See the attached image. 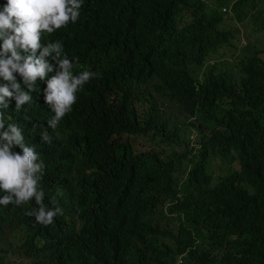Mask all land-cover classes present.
Instances as JSON below:
<instances>
[{"label":"clouds","instance_id":"1","mask_svg":"<svg viewBox=\"0 0 264 264\" xmlns=\"http://www.w3.org/2000/svg\"><path fill=\"white\" fill-rule=\"evenodd\" d=\"M92 1L0 0V264H128L132 246L153 250L155 233L178 229L184 217L181 196L142 187L159 158L181 154L183 180L207 195L240 169L203 149L202 112L174 107L162 79L166 50L158 69L136 63L134 79L126 70L128 47L151 30L164 0ZM222 11L225 32L240 30L235 58L246 50L260 59L248 73L235 68L219 77L230 80L222 108H264V41L249 25L232 27V8ZM255 21L264 30V16ZM233 46L210 52L191 81L202 84L208 65L229 63ZM143 121L157 133H135ZM253 126L264 134V114ZM180 134L188 149L171 144ZM138 140L154 146L137 152ZM256 156L264 171V151ZM256 215L240 222L246 236Z\"/></svg>","mask_w":264,"mask_h":264},{"label":"trees","instance_id":"2","mask_svg":"<svg viewBox=\"0 0 264 264\" xmlns=\"http://www.w3.org/2000/svg\"><path fill=\"white\" fill-rule=\"evenodd\" d=\"M105 1L93 0L92 5L99 7ZM224 8H232L233 28L236 18L244 23L248 18L256 20L264 16V0H164L160 10L152 15L151 30L128 47L130 61L126 70L132 79L139 70L136 63L148 61L156 70L160 50L167 51L168 63L162 79L166 93L176 102L174 107L184 108L181 110L186 113L202 112L204 124L200 128L206 140L203 149L214 150L229 166L240 164L239 170L219 179L215 193L207 195L192 180H183L177 167L181 154L175 153L176 161L172 157H168L169 161L159 158L157 168L149 170V179L142 187H150L161 197L181 196L184 217L178 229L155 233L153 250L132 246L131 251L136 255L128 264H264V251L259 250L264 246V171L256 156L264 151V134L253 126L264 114V108L250 105L223 109L230 80L227 84L219 79L235 68L248 73L260 59L246 55V50L235 58L239 45L233 46V42L240 30H229V35L225 32ZM247 27L248 24H242L243 29ZM224 45L233 46L234 51L229 54L231 61L219 60L212 70L208 65L205 73L211 76L202 84L191 81L192 68H202L209 53ZM221 69L229 71L215 72ZM230 90L229 86V93ZM168 119L177 123L173 115ZM142 123L135 127V133L148 136L151 130L156 129V133L159 130L157 126L145 127ZM181 136L176 135L171 144L188 149L187 139L180 140ZM122 152L126 157L133 154L127 145ZM203 152L199 151L193 161ZM187 156L191 154L184 158ZM141 159L146 160L145 155ZM245 161H250V165ZM156 207L157 203L150 210ZM247 215H256V222L246 236L240 222Z\"/></svg>","mask_w":264,"mask_h":264},{"label":"rangeland","instance_id":"3","mask_svg":"<svg viewBox=\"0 0 264 264\" xmlns=\"http://www.w3.org/2000/svg\"><path fill=\"white\" fill-rule=\"evenodd\" d=\"M235 24L242 25V24H248L250 28V32L252 34H258V39L260 41H264V30H262L256 23V21L252 18H248L244 23H240L238 19H235ZM254 46L251 47L250 51H253ZM154 146V143L150 140L142 141L138 140L135 145V151L142 152L150 150L151 147Z\"/></svg>","mask_w":264,"mask_h":264}]
</instances>
